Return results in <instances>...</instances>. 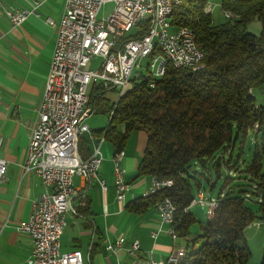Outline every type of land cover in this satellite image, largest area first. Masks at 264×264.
I'll list each match as a JSON object with an SVG mask.
<instances>
[{
	"label": "trees",
	"instance_id": "obj_1",
	"mask_svg": "<svg viewBox=\"0 0 264 264\" xmlns=\"http://www.w3.org/2000/svg\"><path fill=\"white\" fill-rule=\"evenodd\" d=\"M208 1L182 0L170 15L172 25L194 33L203 67L167 66L159 78L132 80L117 102H106L103 112L107 117L112 113L102 139L109 140L117 152L131 131L146 132L137 174L169 179L171 185L139 198L128 209L136 212L169 198L175 207L170 226L178 238L186 239L190 224L196 221L190 201L198 192H206L207 197L220 184L212 215L199 222V231L190 241L186 239L182 264H247L250 252L243 232L252 222L264 219V104L253 93L258 90L264 96V0H219L222 15L224 11L232 14L223 15L219 23L203 11ZM254 19L260 22L258 34L246 30ZM144 26L139 25L138 35ZM135 37L136 32L122 40ZM103 93L92 85V108ZM248 129L253 132L247 135ZM246 137H251L250 156L240 164ZM86 145L87 140L79 137L81 158L88 155ZM201 179L206 189H201ZM236 179L240 184L233 183Z\"/></svg>",
	"mask_w": 264,
	"mask_h": 264
},
{
	"label": "built area",
	"instance_id": "obj_2",
	"mask_svg": "<svg viewBox=\"0 0 264 264\" xmlns=\"http://www.w3.org/2000/svg\"><path fill=\"white\" fill-rule=\"evenodd\" d=\"M173 1L176 0H65L56 24L54 47L36 107V119L25 159L20 164L21 174L36 175L42 186L41 193L32 202L30 214L17 226L32 241L29 264H83L80 250L60 251V235L65 226V214L74 212L71 200L77 190L73 177L96 179L100 188L105 189L104 181L98 179L96 173L101 163L102 133L106 128L86 158H81L77 150L81 135L87 133L93 139L85 121L93 110L89 104L92 85L103 92L114 91L117 94L114 102H117L118 92L141 76L159 78L167 66L192 70L203 67L199 66L203 53L200 49L189 48L182 26H176V31L169 33V27L163 23L165 3ZM105 4L111 5L110 10L98 17ZM211 8L208 2V11ZM33 11L11 9L0 0V16L12 26H19ZM141 24L145 25V30L138 35ZM132 28H136L137 37L122 40ZM143 58L147 61L141 65ZM97 59L99 63L95 68L87 67ZM122 159V150L111 158L114 194L118 201L124 200L128 188ZM6 166L7 161L0 158V181L4 180ZM170 185L169 179L150 176L142 197L154 195ZM205 196L198 192L189 207L203 204L207 207L206 216L210 217L216 202ZM156 210L159 223L168 224L166 232L174 239L176 236L170 226L175 210L173 203L164 197L157 202ZM255 223L256 227H262L264 219ZM157 231H151L150 236L154 238ZM121 244L122 238H118L113 243L108 242L105 248L113 251ZM127 252L134 258L132 264H174L181 259L185 247L172 249L165 260L155 259L150 254L143 258L138 241L133 240Z\"/></svg>",
	"mask_w": 264,
	"mask_h": 264
},
{
	"label": "crops",
	"instance_id": "obj_3",
	"mask_svg": "<svg viewBox=\"0 0 264 264\" xmlns=\"http://www.w3.org/2000/svg\"><path fill=\"white\" fill-rule=\"evenodd\" d=\"M1 1L11 9H34L19 26H12L0 16V158L7 161L4 180L0 181V264H29L32 241L17 226L30 214L42 186L36 175H22L20 164L36 119L65 0ZM119 129L123 127L120 125ZM90 130L93 139L87 133L81 136L87 140L88 155L100 137ZM146 138L143 130L131 131L126 138L121 166L128 188L123 201L115 199L111 160L115 151L109 140L102 139L100 143L101 163L96 173L105 189L96 179L73 177L77 190L71 200L74 212L68 211L64 216L61 252L80 250L83 264H132L134 258L127 248L133 240L138 241L143 258L150 254L165 260L172 249L185 247L186 239H173L166 232L168 224L159 223L157 202L136 212L128 209L150 183V176L137 174ZM80 201L85 205H79ZM154 230L158 231L153 238L150 233ZM118 238H122L120 247L113 251L105 248Z\"/></svg>",
	"mask_w": 264,
	"mask_h": 264
},
{
	"label": "rangeland",
	"instance_id": "obj_4",
	"mask_svg": "<svg viewBox=\"0 0 264 264\" xmlns=\"http://www.w3.org/2000/svg\"><path fill=\"white\" fill-rule=\"evenodd\" d=\"M218 1L219 0H209L208 1L210 3V5L212 6L211 11H208V9L207 10L204 9V7H207L208 2L203 7L204 12L211 13V18L215 23H219V22L224 20ZM110 7H111L110 4L103 5V7L100 9V11L98 13V17L105 15L110 10ZM176 29H177L176 26L171 25L167 29V31L169 33H173L176 31ZM246 30L251 32V33H254V34H258L260 31V22L257 19H254V20L248 22V24L246 25ZM135 31H136V28H132L126 35L132 34ZM140 61H141L140 64L144 65L145 62L147 61V58H143ZM98 63H99V59L94 60V61L90 62L87 65V67L95 68L98 65ZM88 88H89V86H88ZM253 93L256 96V99L259 102L264 104L263 94L260 93L258 90H253ZM116 95L117 94L114 91L104 92L102 95V98L98 102V104L93 106V110H92L91 114H89L85 119V121L88 124L90 129H92L94 131H98V130L104 129L107 126L108 117H107V113L103 112V109L106 106V102L115 101ZM251 132H253V129H248L246 133L248 135ZM243 141H244L245 149L240 156V159H242L240 161V164H241V162H242V164L246 163L249 160L250 152L248 150V147H249V141H251V137H246ZM234 151H235V153L237 152V147L234 149ZM194 168L195 167L193 166L192 169H194ZM242 182L243 181L241 180V183ZM200 183H201V189L207 188L206 184L204 183V180L202 181V179H201ZM233 183L234 184H240L239 179L234 180ZM219 186H220V184H218V186L214 190L208 191L207 197L206 196L205 197L207 199H210V200H215L217 194L219 193ZM234 186L232 188H234ZM193 189H194L193 192H195L196 191L195 186H193ZM247 194H248L249 198H252L250 200L253 202V200H254L253 196L250 195L249 193H247ZM206 209H207V207L203 204H195L189 208L190 212H192V214L194 215V218L196 221H194L189 226L190 235L186 238L187 240L190 241L194 237V235H196L198 233L199 222L203 223L207 219ZM256 221L260 222V220H256ZM256 221H254L250 225H248L243 232L245 242H246L248 250L250 252V257H249L247 264H261L262 258L264 256V226L256 227V223H255ZM199 244H200V242H198V244H196L194 249H196L199 246ZM186 249L189 252L191 251V242H188Z\"/></svg>",
	"mask_w": 264,
	"mask_h": 264
},
{
	"label": "bare ground",
	"instance_id": "obj_5",
	"mask_svg": "<svg viewBox=\"0 0 264 264\" xmlns=\"http://www.w3.org/2000/svg\"><path fill=\"white\" fill-rule=\"evenodd\" d=\"M181 2L182 0H176V1H173V3H165V8H163V23L166 26L170 27L172 25L170 23L171 12L173 8L181 4ZM223 15L224 17L232 16V14L229 11H224ZM182 31L186 34V43L189 45V48L198 49L195 43V37H194V33L192 32V30H190L188 27L182 26ZM202 60L203 58L199 59V66H203ZM124 90L125 89H122L121 91L118 92V98L120 97V95L122 94ZM111 113L112 111L109 113L108 118L111 116ZM112 158H115V153H113ZM184 253L181 256V259L177 260L174 264H182V258L184 256Z\"/></svg>",
	"mask_w": 264,
	"mask_h": 264
},
{
	"label": "water",
	"instance_id": "obj_6",
	"mask_svg": "<svg viewBox=\"0 0 264 264\" xmlns=\"http://www.w3.org/2000/svg\"><path fill=\"white\" fill-rule=\"evenodd\" d=\"M204 195H206V192H203Z\"/></svg>",
	"mask_w": 264,
	"mask_h": 264
}]
</instances>
